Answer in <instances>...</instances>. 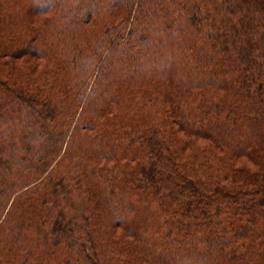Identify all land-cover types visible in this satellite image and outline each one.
Here are the masks:
<instances>
[{
    "label": "trees",
    "instance_id": "trees-1",
    "mask_svg": "<svg viewBox=\"0 0 264 264\" xmlns=\"http://www.w3.org/2000/svg\"><path fill=\"white\" fill-rule=\"evenodd\" d=\"M0 264H264V0H0Z\"/></svg>",
    "mask_w": 264,
    "mask_h": 264
},
{
    "label": "rangeland",
    "instance_id": "rangeland-1",
    "mask_svg": "<svg viewBox=\"0 0 264 264\" xmlns=\"http://www.w3.org/2000/svg\"><path fill=\"white\" fill-rule=\"evenodd\" d=\"M216 3H219V0H215ZM72 198L76 201L77 205L79 208H81V204L83 202V193L81 192H76V194H72ZM70 210L72 212H76L75 208L70 207Z\"/></svg>",
    "mask_w": 264,
    "mask_h": 264
}]
</instances>
